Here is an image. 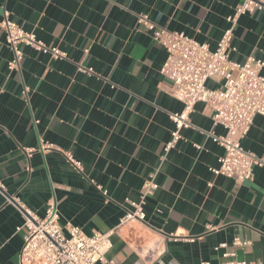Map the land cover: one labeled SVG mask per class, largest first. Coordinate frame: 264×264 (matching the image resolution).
I'll return each instance as SVG.
<instances>
[{
  "label": "crops",
  "instance_id": "1",
  "mask_svg": "<svg viewBox=\"0 0 264 264\" xmlns=\"http://www.w3.org/2000/svg\"><path fill=\"white\" fill-rule=\"evenodd\" d=\"M242 1L0 0V20L8 10L67 54L56 59L21 45V65L9 70L13 53L0 28V264H18L25 209L43 217L50 202L62 224L87 235L113 230L108 261L96 264H224L226 251L264 264V167L242 183L209 170L224 153L212 133L225 130L203 102L165 150L177 128L172 115L184 106L160 74L166 50L137 23L148 14L215 49ZM232 43L235 61L264 58V9L239 17ZM243 146L264 158V116ZM65 151L83 162V173ZM152 173L159 186L147 198L146 219L121 225L128 200H138ZM236 237L249 243L235 247ZM222 243L228 246L216 250Z\"/></svg>",
  "mask_w": 264,
  "mask_h": 264
},
{
  "label": "built area",
  "instance_id": "2",
  "mask_svg": "<svg viewBox=\"0 0 264 264\" xmlns=\"http://www.w3.org/2000/svg\"><path fill=\"white\" fill-rule=\"evenodd\" d=\"M263 9L264 0H243L227 18L230 26L223 32L215 49L183 32L160 26L148 14L137 16L141 29L150 33L153 40L166 50L167 57L160 74L170 82L174 97L184 106L181 112L172 115L177 128L172 132L165 150L168 152L176 146L182 138L181 130L192 125L190 115L195 105L203 102L213 110L214 124L225 130L222 135L212 133L214 141L224 148V153L219 156L218 165L210 166L209 170L216 176L223 175L237 183L251 180L255 167H264V158L243 146L255 118L264 116V58L249 56L240 63L231 59L230 53L235 49L232 42L239 17ZM0 28L5 32L6 44L13 53L8 62L9 70L19 69L21 65L24 58L21 45L56 59L67 58L66 52L59 47L49 46L38 39L35 32L24 29L12 19L8 10L4 11ZM85 51L88 52V49ZM78 69L88 75L96 73L92 67L82 64L78 65ZM210 81L218 85L212 87ZM194 146L202 148L200 144L195 143ZM43 147L49 149L51 145L45 143ZM64 154L73 168L84 172L82 161L69 151ZM96 185L103 190L101 185ZM158 186L155 173L145 178L138 200H128L131 209L121 219V225L146 219L147 198L154 194ZM103 192L106 194V191ZM25 211L24 226L27 231L18 254V264H96L108 261L113 230L105 233L95 231L87 235L78 225L71 222L62 224L55 202L48 203L43 217L30 210ZM248 243L236 237L232 245L236 247ZM227 246V243H222L215 249ZM223 256L230 258L224 264H249L246 260L237 259L235 251H226Z\"/></svg>",
  "mask_w": 264,
  "mask_h": 264
}]
</instances>
